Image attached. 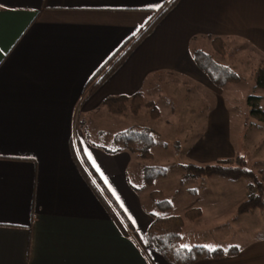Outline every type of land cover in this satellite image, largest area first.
Returning <instances> with one entry per match:
<instances>
[{"label": "crops", "instance_id": "1", "mask_svg": "<svg viewBox=\"0 0 264 264\" xmlns=\"http://www.w3.org/2000/svg\"><path fill=\"white\" fill-rule=\"evenodd\" d=\"M169 1L0 0V264H168L146 244L145 231L157 215L128 180L131 157L111 144L120 118L137 125L136 114L114 112L103 103L108 96L149 95L146 81L157 73L186 75L226 99L203 104L210 113L195 118L218 126L220 135L251 119L250 132L239 141L259 166L264 162V114L255 120L248 104H234L228 84L209 86L192 55L197 41L210 45V37L218 36L239 45L253 73L264 60V0H176L110 74L87 86ZM253 90L264 97L263 89ZM221 141L226 153L219 158H245L226 136ZM197 154L190 158L197 161ZM224 179L210 178L209 190L224 195L207 202L222 212L211 208L204 218V206L190 205L173 213L200 209L188 230L184 220L180 240L190 241L188 247L235 249L193 264H264V209L236 213L248 193L245 179L230 211L227 197L237 179ZM191 185L184 186L186 195L197 192L188 191Z\"/></svg>", "mask_w": 264, "mask_h": 264}, {"label": "rangeland", "instance_id": "2", "mask_svg": "<svg viewBox=\"0 0 264 264\" xmlns=\"http://www.w3.org/2000/svg\"><path fill=\"white\" fill-rule=\"evenodd\" d=\"M139 33L140 31L138 34ZM223 43L224 53H218L212 48L211 44L209 45L203 41H197L194 44V49L203 50L205 53L210 55L211 59L216 64L227 68L229 71L239 76L237 81L227 82L226 84H228V86H230L233 90V103L244 106V104H247L248 95L258 96V94L261 93L259 90L254 91L253 88L255 87L251 83L253 73L259 64H257L254 70L251 71L253 73L249 74L247 68L245 67L247 65L246 63L250 62L245 59L246 55L245 57H241V55L239 56V45L228 42ZM247 55L250 58L252 56L251 54ZM232 63L237 66L236 68L239 69V71H234L229 68V65ZM252 66L254 65L252 64ZM242 68H245V71ZM252 68L253 67H251V69ZM157 74L160 75H153L147 79L146 89L149 87L151 88V91H147L149 95L146 94V96H143L140 93L143 101L138 107L137 112L131 113L128 108L122 111V113L129 112L131 115L136 114L134 121L137 123V125L150 128L153 136V143L149 148L150 150L147 157L142 158L138 155H135L134 153H129L131 159L127 168L128 180L138 189L145 208L151 210V212H154L157 216L179 213V210L184 211L185 207H189L190 205L204 206V218L211 214V208L218 209H215L214 212H222V209H219L221 206H207L208 200H218L224 195V192L220 189L214 188L216 190L215 193L213 192V188L209 190L211 185L210 178L213 175H206L201 179H187L185 176V171L182 169L180 164L194 163L203 165L220 162L219 159H222L219 158L220 155L226 153V149L224 147L226 144L221 141V138L226 136L228 140L231 141V144L233 143L231 146H236L237 149H239L238 154L245 156V158L243 156L242 157L246 161V166L252 170L262 167L263 172L254 171L259 177H264V162H262V164L259 166L256 160L252 158L250 154L246 153V144L239 141L240 134L242 137L243 133L248 135L250 132L249 121L251 119L246 117V119H244V124L237 127V129L239 128L238 131H234L233 128L227 134V130L225 128V136L220 135V128L218 126H208L206 121L199 120L197 122L195 118L208 114L209 111L202 107L203 104H218L220 102L229 103L226 99L222 97L221 101L220 95H216L215 92L207 88V86L196 82V80L194 81V79L186 77V75H181L175 72H163ZM156 77L158 78L155 79ZM207 80L210 82L209 86H213V88L216 87L218 90L220 86L214 84L209 78ZM155 81L158 82L154 84ZM145 102H151V104L145 106ZM151 107H155L157 110L156 113H153V116L155 115L154 117L149 113ZM258 108L263 111L264 97L259 98ZM249 110L250 108L247 110L248 113H250ZM238 111V114L242 113L241 110ZM254 118L255 120H260L257 118V114L254 115ZM127 125L128 120L125 117H121L120 129H126L128 127ZM244 125L245 127H243ZM211 131H214L216 134ZM238 132L239 135L237 136ZM215 136H217L216 139L212 140ZM262 139L263 138L259 140L258 144H261L263 141ZM105 145L108 144L105 143ZM198 146L200 148L199 151H197ZM207 146H210L211 149H207ZM195 153H198L196 156L198 157L197 161L202 162H197L194 160L195 158H190L191 155H195ZM236 158L237 157L233 154V156H230L227 159L228 163L234 165ZM145 168H161L166 172V174L163 177L153 179L152 184L145 185L141 177V172ZM220 178L223 180H228L224 179L223 176H220ZM244 180L245 179L243 178H239L235 181H232L234 192L233 194L231 193L232 196L229 194L227 197V200L232 197V207L230 208V211H233V201L234 203H237L239 198L242 196L240 184ZM199 181H202L204 185L200 186ZM189 183L192 184L191 189L194 190L193 192L197 191L195 194H185L184 186H187ZM152 190H159L161 194L159 193V196L152 198L150 196V192ZM160 199L169 200L173 204V207L166 211L159 209V207L156 205V202ZM226 205L229 204L226 203ZM225 211H229V208L226 207ZM181 214L183 215V212H181ZM232 215L233 217L236 216V214L233 212ZM183 219H187V223L184 225L188 230L191 224L188 223L190 219L185 217H183ZM190 243V241L180 240L181 246L185 245L188 247Z\"/></svg>", "mask_w": 264, "mask_h": 264}, {"label": "trees", "instance_id": "3", "mask_svg": "<svg viewBox=\"0 0 264 264\" xmlns=\"http://www.w3.org/2000/svg\"><path fill=\"white\" fill-rule=\"evenodd\" d=\"M176 0H170L169 3L163 8L154 19H152L140 33H137V37L130 36L127 38L119 48L103 63V65L97 70L96 74L90 78L87 86H90L94 80L98 83L101 79L110 74L125 58L127 53L134 47V45L148 33L157 20L166 12V10ZM166 1L164 2V4ZM163 4V5H164ZM160 9V8H159ZM158 10H156L157 12ZM210 44L212 48L218 53H224L223 40L218 37H210ZM193 60L197 67L207 75V77L216 85L221 86L227 82H234L239 79V76L227 68L216 64L208 53H205L201 49H194L192 52ZM253 86L255 88L264 90V60L261 61L258 67L253 73ZM260 96L248 95L247 104L249 105V112L251 115L257 114L262 116L264 111L258 108V100ZM142 96L140 92H136L131 95H116L108 96L104 98L103 103L107 108L114 112H122L126 108L131 113H136L138 107L142 104ZM147 106L151 102H145ZM156 108L151 107L149 113L153 116L156 113ZM155 116V115H154ZM153 116V117H154ZM111 143L117 147V149L126 150L128 153H134L139 157L145 158L149 154V148L153 143V136L151 129L145 126L131 125L126 129L121 130L113 134ZM235 164L231 165L227 159H219L220 162L215 164H194L185 163L180 164L185 171V176L190 179H200L204 176L220 175L229 179L244 178L247 180L248 193L244 200H242L237 208L236 213L240 214L245 211H249L254 208L264 209L263 197H264V177H259L258 174L251 168L246 166V161L242 156H236ZM228 164V165H227ZM82 171H84L82 169ZM166 172L161 168L143 169L141 172L142 181L145 185L152 184L153 179L163 177ZM86 178L89 180V177ZM89 184L94 189L96 194L101 196L95 189L94 185L89 181ZM189 192L193 190L188 189ZM159 190H152L150 196L156 198L159 196ZM161 194V193H160ZM157 207L164 211L169 210L172 204L169 200L160 199L156 202ZM200 209L193 207L185 210L183 215L178 214H166L162 216H155L147 227L144 237L147 246L159 253L168 264H193L200 258H210L221 256L225 253L235 252V249H227L222 251L221 249H212L202 245H192L190 247H184L180 245V238L183 229L184 219H196L200 216Z\"/></svg>", "mask_w": 264, "mask_h": 264}, {"label": "water", "instance_id": "4", "mask_svg": "<svg viewBox=\"0 0 264 264\" xmlns=\"http://www.w3.org/2000/svg\"><path fill=\"white\" fill-rule=\"evenodd\" d=\"M262 201H263V204H264V197H263Z\"/></svg>", "mask_w": 264, "mask_h": 264}]
</instances>
